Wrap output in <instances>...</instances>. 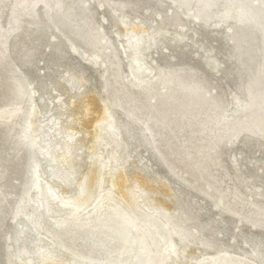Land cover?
I'll return each instance as SVG.
<instances>
[{
    "label": "bare ground",
    "instance_id": "obj_1",
    "mask_svg": "<svg viewBox=\"0 0 264 264\" xmlns=\"http://www.w3.org/2000/svg\"><path fill=\"white\" fill-rule=\"evenodd\" d=\"M77 1L0 0V142L12 151L6 157L7 173L17 179V183L4 179L0 186V264H264V257L258 256L256 249L255 258L221 249L191 257V251L214 246L199 237V229L190 227L191 216L173 220L158 207L148 208L139 201L141 194L148 191L145 187L135 184L134 189L128 188L124 170H106L124 149L109 122L112 130L104 129L103 133L99 131V121L95 123L101 157L98 170L81 174L74 192H61L51 177L66 184L73 180V172L53 171L44 177L39 170L38 157L56 161L58 155L53 152L62 147L53 142L48 130L34 125L38 110L33 91L9 54L10 42L18 34L21 60H29L27 34L43 29L40 15L43 16L74 51L82 46L91 62L102 66L105 94L113 96V104L131 128L141 129L143 136L148 133L151 142L156 143L157 159L169 173L182 165L203 174L209 152L220 156L222 146L241 135L264 139V0H171L185 14L193 6V17L203 26L214 20L218 25L229 20L237 27L232 31L230 59L236 63L234 72L248 77L239 83L243 99L234 103V117L221 113L220 105L205 95L206 82L197 69L180 67L161 71L155 81L149 78L138 50H146L152 43L145 41L142 34L133 37L128 33L123 50L101 42L90 18L77 16ZM119 6L121 11L126 7L124 3ZM86 10L83 6L82 12ZM119 23L125 25L123 19ZM117 53L126 58L127 70L132 73L128 81L121 79ZM204 66L222 70L214 58L207 59ZM146 94L152 96L154 103L143 121L147 104L140 96ZM235 99L238 98L234 96ZM104 107L107 109V105ZM141 123L144 126L140 127ZM124 129L131 134L128 127ZM179 132L182 135L178 136ZM74 135H68V139ZM64 145L60 153L63 157L68 151L67 142ZM103 147L110 148L105 158ZM88 177L96 182L92 190ZM105 177L108 184L102 185ZM258 194L264 198V192ZM224 196L219 193L214 205H223ZM249 204L254 207L252 214L264 213L259 203ZM224 207L227 212L237 213V206ZM254 221L253 225L258 220Z\"/></svg>",
    "mask_w": 264,
    "mask_h": 264
},
{
    "label": "rangeland",
    "instance_id": "obj_2",
    "mask_svg": "<svg viewBox=\"0 0 264 264\" xmlns=\"http://www.w3.org/2000/svg\"><path fill=\"white\" fill-rule=\"evenodd\" d=\"M98 1L103 4L99 5ZM120 3L126 5L123 11L119 10ZM83 6L87 8L85 12H82ZM37 9L40 11V5ZM188 9L186 14L178 11L171 0H78L75 11L79 18H90L91 26L100 34L99 40L112 48L123 50L127 46L125 33L133 37L144 35L145 41H150L152 46L138 52L145 74L154 81L161 71L180 67L197 69L199 77L206 82L205 95L220 105L221 113L237 116L234 103L243 99L239 83L248 77L245 73L234 72L236 63L230 59L232 31L237 27L229 20L222 25L214 20L203 26L199 20L196 23L193 6ZM121 19L125 25L119 23ZM40 22L42 30H30L27 34L31 47L29 60H21L17 50L18 34L10 42L9 54L33 91L32 99L38 110L33 117L34 125L48 130L53 142L62 147L53 152L58 155L56 161L38 157V168L44 177L53 171L73 172V180L69 177L71 180L66 184L55 177L51 179L58 183L61 192H74L81 174L98 170L101 157H98L95 123L99 121L101 132L104 129L110 132L108 124L111 123L124 149L119 152L116 163H109L106 170H124L128 188L134 189L135 184L145 187L148 191L141 194L139 201L148 208L158 207L173 220L191 216L190 227L199 229V237L214 245L211 249L191 251V257L203 252L212 254L217 249L249 258H255L256 249L258 256L264 257V213L252 214L254 207L249 204L254 201L264 208V198L258 194L264 192V139L241 135L233 143L224 144L220 156L209 152L203 174L182 165L175 166L173 173H169L166 165L157 159L156 143L151 142L148 133L144 132V137L141 129L131 128L113 104V96L105 94L102 66L93 64L82 46L74 51L41 15ZM212 57L221 71L208 70L204 66ZM116 59L121 79L128 81L132 73L127 70L126 58L117 53ZM156 90L163 91L158 87ZM234 96L238 99L234 100ZM140 99L147 104L144 121L154 99L150 94L141 95ZM127 127L131 134L125 132ZM72 133L75 135L69 140L68 135ZM65 142L68 151L63 157L60 153L66 147ZM103 148L102 157L105 158L110 148ZM11 153L10 147L0 142V176L6 174L0 177V186L4 179L17 183L15 176L7 173L6 157ZM87 184L92 190L96 182L88 177ZM107 184L105 177L102 185ZM219 193L225 194L223 205L215 206ZM210 194L213 196L209 197ZM233 201L236 202L233 204ZM224 206H237V213L227 212ZM254 219L258 220L255 225L252 224Z\"/></svg>",
    "mask_w": 264,
    "mask_h": 264
}]
</instances>
